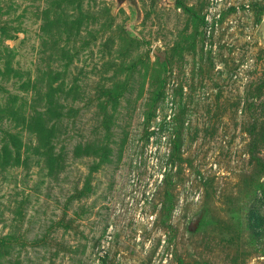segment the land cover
I'll list each match as a JSON object with an SVG mask.
<instances>
[{
    "label": "rangeland",
    "instance_id": "1",
    "mask_svg": "<svg viewBox=\"0 0 264 264\" xmlns=\"http://www.w3.org/2000/svg\"><path fill=\"white\" fill-rule=\"evenodd\" d=\"M0 0V264H264V0Z\"/></svg>",
    "mask_w": 264,
    "mask_h": 264
},
{
    "label": "water",
    "instance_id": "2",
    "mask_svg": "<svg viewBox=\"0 0 264 264\" xmlns=\"http://www.w3.org/2000/svg\"><path fill=\"white\" fill-rule=\"evenodd\" d=\"M159 3L166 5V6H174L175 2L171 0H157ZM123 8L128 12V21L124 26V31L129 36L133 38H139V35L134 30L136 23L139 21L140 12L137 6L136 0H113L111 5L110 14L111 17L115 14V12ZM260 29L264 31V21L260 24Z\"/></svg>",
    "mask_w": 264,
    "mask_h": 264
}]
</instances>
